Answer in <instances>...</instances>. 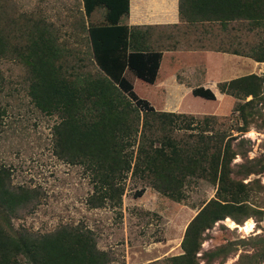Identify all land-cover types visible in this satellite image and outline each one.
<instances>
[{"label":"trees","instance_id":"obj_1","mask_svg":"<svg viewBox=\"0 0 264 264\" xmlns=\"http://www.w3.org/2000/svg\"><path fill=\"white\" fill-rule=\"evenodd\" d=\"M82 4L89 19L96 10H104L102 22L80 20L94 71L71 69L65 45L45 19L18 33L11 26H0V59L17 58L27 69L32 102L42 113L59 116L54 154L90 173V207H121L129 177L139 176L179 202L185 199L184 187L190 180L203 179L216 187L215 197L188 224L184 252L171 257V264L224 263L248 248L253 251L242 252L234 264H264V234L230 240L198 255L208 238L206 231L217 222L230 217L243 224L262 214L251 203L259 179H244L264 173V155L247 158L250 149L245 144L251 140L242 135L251 126L264 128V74H246L218 85L222 93L237 99L234 112L242 124L234 129L239 135L216 129V116L157 110L135 92L125 75L132 70L147 83L157 81L163 50L151 43L153 26L121 23L129 17L130 0H82ZM204 11L213 15H197ZM180 15L189 24L248 22L253 29H264V0H180ZM233 53L264 62V39L246 54ZM193 94L217 99L212 89L203 86L195 87ZM4 113L0 110V121ZM181 130L193 132L177 136ZM238 154L244 162L234 163ZM144 192L141 188L134 195ZM37 197L29 187H14L11 168L0 165V264H110L111 254L98 247L90 228L63 225L46 233L15 229L13 220L19 211Z\"/></svg>","mask_w":264,"mask_h":264},{"label":"rangeland","instance_id":"obj_2","mask_svg":"<svg viewBox=\"0 0 264 264\" xmlns=\"http://www.w3.org/2000/svg\"><path fill=\"white\" fill-rule=\"evenodd\" d=\"M82 17H85L82 0H0V26H11L18 33L27 29L29 23L45 19L65 45L69 54L67 64L71 69L94 71L87 32L81 27ZM85 20L86 23L102 22L104 10H96ZM128 22L127 17L121 20V23ZM229 25L227 28L218 26L208 37L200 34L197 26L170 35L153 33L151 43L154 48H180V59L176 58L174 65L170 56L165 55L158 84L139 79L132 70H127L125 75L134 83L137 94L149 100L157 110L185 112L200 118L216 116V129L239 135L234 129L242 124L234 112L236 98L220 93L219 89L216 100L195 96L186 90L185 84L180 85L174 80L176 73L177 80L190 86L209 84L200 80L205 75L203 63L209 56L204 47L219 51L220 56L210 59L213 65L219 64L216 74L223 78L229 74L240 76L252 72L263 75L264 66L257 67L260 64L252 57L233 51L250 52L252 46L264 39V29H253L248 22H231ZM85 56L86 60L81 61L80 57ZM85 63L87 65L83 66ZM28 76L26 67L17 58L0 59V110L5 111L0 121V165L11 168L14 187L26 186L38 195L19 211L13 220L14 228L46 233L63 225L83 226L92 229L98 247L111 254L110 264H171V257L184 252L182 241L188 224L202 205L215 197L216 187L203 179H192L184 187L185 199L179 202L150 186L147 180L129 177L121 207H90L88 198L93 192L90 173L82 165L70 164L54 154V126L60 118L46 115L35 106L29 95ZM191 132L181 130L177 136ZM242 137L251 140L245 144L250 149L247 158L264 155V128L251 126ZM240 138L233 141L234 144ZM244 161L240 154L234 159V163ZM253 179L260 182L252 192L251 203L262 210V214L249 218L253 221L252 229L243 228L247 220L243 224L230 217L219 221L206 231L208 238L198 255L230 240L264 234V173L251 174L244 180ZM141 188H145L144 194L136 197L134 193ZM248 251L253 250L241 249L226 262L214 264H234L242 252Z\"/></svg>","mask_w":264,"mask_h":264},{"label":"crops","instance_id":"obj_3","mask_svg":"<svg viewBox=\"0 0 264 264\" xmlns=\"http://www.w3.org/2000/svg\"><path fill=\"white\" fill-rule=\"evenodd\" d=\"M197 15L198 16H210V15H213V13H211L210 11H204V12L198 13ZM128 21H129L128 22L129 25H140L141 27L149 26V25L153 26V33L158 34V35L159 34L170 35L171 32L180 31L183 28L192 29V27L197 26V31L200 34L208 37L211 34V32L212 33L215 32L214 30L218 26H222V27L224 26L220 22H215V21L198 22L194 24H189L188 22L183 21L180 15V0H130V14L128 17ZM227 25L230 26L229 24ZM165 38H169V36H165ZM180 51H181L180 48H176V50H163V59L165 55L166 57L170 56L171 64L174 63L175 65L176 64L175 59L176 58L180 59ZM204 51H206L209 56L206 58L207 60L203 63V66L205 67L203 68L205 75H203V77L200 80L208 81L209 84H203V85L200 84L199 86L210 88L216 93L217 90L219 89L218 85L220 82L226 81L225 79L230 80L233 78H237L239 76L238 75L233 76L232 74H229V75L224 76L223 78L220 75H217L216 69H218L219 64L213 65V62L211 61V59L213 58L215 60L216 57L220 56L218 54L219 51L215 49L209 50L206 47H204ZM256 64H260L257 67L264 66V62H256ZM181 66L182 64H180L179 67ZM161 68H162V63L160 66V70ZM230 72H233V71L230 69ZM252 73H256V72H252ZM246 74H251V73H246ZM246 74H243V75H246ZM256 74H259V73H256ZM243 75H240V76H243ZM174 77H175L174 80H176L175 82H178V84L181 83L180 85L185 84V86H187L186 87L187 91H191L193 93V89L195 87H198V86H190L186 82L177 80L178 77L176 73ZM154 84H158V78ZM134 90H135V86H134ZM220 93L222 92L220 91ZM167 112H175V111H167ZM178 113H185V112H178Z\"/></svg>","mask_w":264,"mask_h":264},{"label":"bare ground","instance_id":"obj_4","mask_svg":"<svg viewBox=\"0 0 264 264\" xmlns=\"http://www.w3.org/2000/svg\"><path fill=\"white\" fill-rule=\"evenodd\" d=\"M252 227H253V221H252L251 219H248V220L245 222L244 226H243V228H244L245 230H247V231L251 230Z\"/></svg>","mask_w":264,"mask_h":264}]
</instances>
